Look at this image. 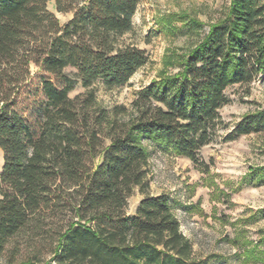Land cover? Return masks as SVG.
Here are the masks:
<instances>
[{"label":"trees","instance_id":"trees-1","mask_svg":"<svg viewBox=\"0 0 264 264\" xmlns=\"http://www.w3.org/2000/svg\"><path fill=\"white\" fill-rule=\"evenodd\" d=\"M229 1L205 31L183 13L161 16L160 32L195 41L168 56L176 70L139 88L129 108L106 109L94 86L120 88L148 61L121 39L140 0H0V254L19 235L52 240L48 260L2 264H207L168 195L150 193L148 146L206 173L200 151L225 128L226 89L264 75V0ZM77 83L84 90L70 97ZM250 133L264 135V109L223 140ZM249 184H264V165L238 186ZM259 242L243 241L241 264L260 260Z\"/></svg>","mask_w":264,"mask_h":264},{"label":"rangeland","instance_id":"rangeland-1","mask_svg":"<svg viewBox=\"0 0 264 264\" xmlns=\"http://www.w3.org/2000/svg\"><path fill=\"white\" fill-rule=\"evenodd\" d=\"M229 4V0H140L132 16L133 29L121 39L125 44L145 50L148 61L120 88L105 90L95 85L98 104L106 109L118 105L129 108L139 88L162 73L176 70L167 65L168 56L173 52L182 53L196 37L160 32L161 16L183 13L201 22L205 31L223 17ZM56 17L64 23L70 14L57 12ZM83 90L77 83L69 96ZM225 94L230 102L219 109L225 128L200 151V157L208 164L206 173L195 168L187 158L148 146L150 193L168 195L182 234L191 240L195 259L210 257L207 264H241L243 241L249 242L246 247L251 248L264 235V217L252 216L264 209V184L238 186L249 167L264 165V135L250 133L231 142L223 140L244 114L264 109V75L247 85H232ZM140 199L138 192L128 199V213L134 211ZM51 242L19 235L3 249L0 264L33 256L48 260ZM256 249L260 260L250 264H264V242H259Z\"/></svg>","mask_w":264,"mask_h":264}]
</instances>
